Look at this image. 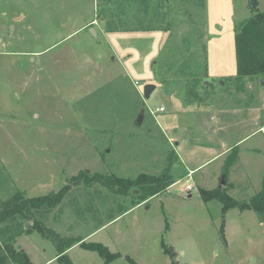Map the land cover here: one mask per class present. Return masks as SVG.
<instances>
[{
  "label": "rangeland",
  "instance_id": "rangeland-1",
  "mask_svg": "<svg viewBox=\"0 0 264 264\" xmlns=\"http://www.w3.org/2000/svg\"><path fill=\"white\" fill-rule=\"evenodd\" d=\"M256 1L264 12V0ZM252 2L0 0V208L18 192L36 198L68 187L57 208L37 216L65 238L86 237L113 218L88 240L121 255L110 264H171L163 243L177 264H264L258 214L223 213V204L199 193L226 187L246 202L262 188L263 79L238 78L236 53ZM147 84L157 86L149 99ZM173 113L225 124L215 146L233 147L225 164L217 159L186 176L185 166L214 152L198 147L192 163L189 137L164 126V115ZM164 173L178 182L139 206L138 189L122 197L101 183L77 182L84 174ZM17 244L34 264L57 252L37 233ZM68 256L74 264H104L81 247Z\"/></svg>",
  "mask_w": 264,
  "mask_h": 264
},
{
  "label": "trees",
  "instance_id": "trees-1",
  "mask_svg": "<svg viewBox=\"0 0 264 264\" xmlns=\"http://www.w3.org/2000/svg\"><path fill=\"white\" fill-rule=\"evenodd\" d=\"M252 3L254 5V8H251L252 17L242 25L236 35L238 78L260 80L264 79V12L257 9L256 0H253ZM233 153L232 163L238 157L237 151ZM227 170L226 168L224 175H228ZM77 182L83 183L85 187H91L95 182H98L122 197H128L132 191L138 189L140 195L134 206L160 195L174 184L172 176L168 173L159 176L143 174L135 179H123L115 175L105 176L102 174L90 177L84 174L83 178L77 179ZM68 192L69 188L65 187L57 194L36 198H25L24 193L18 192L10 201L5 203L4 207L0 208V239H3L0 264H34L25 250L20 249L19 244H17L19 237L33 233L41 235L55 245L58 253L57 260L63 264H74L67 251L78 244L83 249L99 254L103 258L104 264H110L121 257L120 254L112 253L107 246L101 243L85 242L78 238H65L55 229L50 228L46 222H43L44 220H40L38 214H41V211L43 213L51 212L57 208ZM199 193L206 203L217 200L223 204V213L235 208L242 211L252 210L264 222V180L261 190L250 201L246 202H241L232 197L228 194L226 187H220L215 191L201 189ZM104 222L102 221L99 226H103ZM221 234L224 242H226L223 230ZM162 245L164 253L172 259L171 264H177L173 250L165 243ZM127 259L133 263L132 259L129 257Z\"/></svg>",
  "mask_w": 264,
  "mask_h": 264
},
{
  "label": "crops",
  "instance_id": "crops-1",
  "mask_svg": "<svg viewBox=\"0 0 264 264\" xmlns=\"http://www.w3.org/2000/svg\"><path fill=\"white\" fill-rule=\"evenodd\" d=\"M156 89H157V86H156ZM164 111H162V112H164ZM180 117H181V115H178L177 113L169 114L167 116L164 115V117H163L164 126H167L170 130H172L178 136H183V135L186 136L187 135V137H189V141H188V144H187L185 150L189 151L191 157L193 156L192 163L196 159V154H197L196 151H197L198 147H202L203 151H206V152H209V153H213L214 152V155L211 157V159L209 158L208 161L201 163V165H197L195 168L191 167V165L190 166H185L184 165L186 170H187V175L186 176H188V177L196 176L197 172L199 170H201V168H203L204 166H206L209 163L214 162L217 159L221 160V163L224 161L223 164H225L227 155L229 154V151L233 147H230V146L228 147V146H226L225 142H223L222 145L225 146V147H222L219 150L218 149L215 150V146H217L218 143L219 144L222 143V140L224 139V135L225 134L223 133V129H226L224 127L225 124L220 122L219 119L214 120V121H211V120L208 121L207 120V121L200 122V121H197V119L193 116V114L190 115L191 120H187L186 119V121L185 120L183 121V119H181ZM229 126H230V128H232L230 123H229ZM260 130L263 131L264 130V126L263 127L261 126ZM247 138H244V139L240 140L237 143V146L238 145L240 146V144L244 140H246ZM175 143H176V145L178 147L181 146V142H179L178 140ZM240 160H241V156H240V153H239V161ZM181 161H183V160L181 159ZM185 162H188V158H186ZM223 164L220 165L221 167L219 166V168H221L220 170H222ZM235 165L238 166L237 164H235ZM225 169H226V167L224 168V170ZM173 182H174V184H176L178 181L173 180ZM173 185H171L169 188H171ZM259 188L260 187H258V189ZM201 189L207 190V188H201ZM230 195L235 198V193L231 192ZM139 205H141V204H139ZM139 205H136V206H139ZM113 221H114V219L112 221H110L109 223H107L106 225H103L99 229H96L90 235H87L86 237H79L78 239H81L82 241H85V242H89L88 240L91 238V236H93L95 233L99 232L100 230L104 229L108 224H110ZM261 223H263V221ZM31 235H33V234H31ZM31 235H24V236H31ZM20 245H21V248L23 249L24 245L23 244H20ZM78 247H81V246L79 244L73 246L71 249H69L67 251V254L69 255L71 250H74V249H76ZM25 252H26V250H25ZM26 253L30 257L29 253L28 252H26ZM57 259H58V253L56 252L52 257H50V258H48V259H46V260H44V261H42L41 263H38V264H50L51 262L58 261Z\"/></svg>",
  "mask_w": 264,
  "mask_h": 264
},
{
  "label": "water",
  "instance_id": "water-1",
  "mask_svg": "<svg viewBox=\"0 0 264 264\" xmlns=\"http://www.w3.org/2000/svg\"><path fill=\"white\" fill-rule=\"evenodd\" d=\"M92 32L95 34V30L92 29ZM262 86L264 87V79L261 81ZM156 90V86L153 84H147L144 88V96L146 99H149L152 95V93ZM222 185H225V180L224 178L222 179ZM135 193H138V191H135ZM21 249V246H19Z\"/></svg>",
  "mask_w": 264,
  "mask_h": 264
},
{
  "label": "built area",
  "instance_id": "built-area-1",
  "mask_svg": "<svg viewBox=\"0 0 264 264\" xmlns=\"http://www.w3.org/2000/svg\"><path fill=\"white\" fill-rule=\"evenodd\" d=\"M160 111L162 112V111H164V109L162 108V109H160ZM189 193H191V191L193 190L190 186H188L187 187V189H186Z\"/></svg>",
  "mask_w": 264,
  "mask_h": 264
}]
</instances>
